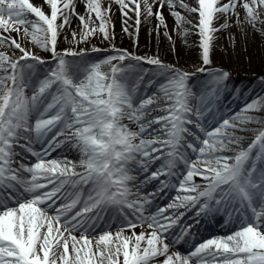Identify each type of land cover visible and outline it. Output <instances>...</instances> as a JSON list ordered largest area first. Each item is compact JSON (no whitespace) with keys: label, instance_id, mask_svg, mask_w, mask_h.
<instances>
[{"label":"snow or ice","instance_id":"obj_1","mask_svg":"<svg viewBox=\"0 0 264 264\" xmlns=\"http://www.w3.org/2000/svg\"><path fill=\"white\" fill-rule=\"evenodd\" d=\"M113 3L125 18V32L129 13H134L137 35L141 4L145 18L153 16L154 5L159 9L166 5L184 35L189 32L184 25L192 21L176 8L198 16L192 27L204 66L211 64L214 34L229 26L225 20L215 27L214 21L231 13L236 23H243L236 12L241 6L247 23H264L259 14L264 0H195V6L185 0H109L107 5L104 0H85V14L76 12L75 0H43L42 6L30 0H0V48L12 52L0 51V264H154L160 257V264H264V129L247 148H234L243 139L236 133L247 130L242 125L260 122L247 113L260 111L264 103L255 100L242 114L209 130L201 123L203 109L189 103L188 72L114 45V55L90 64L69 59L83 57L84 49L57 50L72 16L79 21V32H71L76 43L98 35L114 38ZM155 16L157 29H167L162 11ZM25 39L50 53L54 63L36 83V65L49 62L24 46ZM129 60L171 74L160 86L161 97H137V86L127 83ZM197 71L207 72L216 83L229 76L203 66ZM28 89L31 96L26 95ZM155 109L164 115L149 119L147 113ZM125 119L138 130L124 124ZM189 125L202 136L191 132ZM63 146L76 149L78 161L49 158ZM17 149L34 162L21 158ZM141 172L147 174L143 183L159 181L160 192L170 186L171 178L177 180L171 185L177 192L173 201L149 215L145 209L155 193L141 196L132 187L138 179L133 173ZM193 209L196 217L226 211V224L235 214L238 227L194 245L186 255L170 254V244L191 235V225L172 240L169 230ZM109 210L122 217L119 226L112 230L117 218L112 217L107 230L97 231ZM138 227L143 230L137 234Z\"/></svg>","mask_w":264,"mask_h":264},{"label":"bare ground","instance_id":"obj_2","mask_svg":"<svg viewBox=\"0 0 264 264\" xmlns=\"http://www.w3.org/2000/svg\"><path fill=\"white\" fill-rule=\"evenodd\" d=\"M31 2V1H30ZM109 0H104L105 5H107ZM151 2V0H149ZM223 2H226V0H223ZM36 6H42L43 0H36L35 2H31ZM76 3V12L79 14H85V0H75ZM185 3H188L190 6H195V0H185ZM45 7V11H47V7ZM143 4H141L142 9V15H141V25L139 29V33L137 35L136 33V27H135V15L134 13L130 12L129 16L131 19L127 21V27L128 32L124 31L125 18L122 16L119 5L112 4V25L114 27L112 30L114 31V43L113 45H116L117 47H123L127 48L128 52L135 55H144L145 57H158L161 62L164 65H169L171 68L179 69L183 72H189L190 78L188 80V88L191 91L192 95L189 98V102H191V106L193 108H201L204 111V117L201 121L205 120H211L218 122L225 119L228 114L232 117L235 114L241 113L242 109L245 108V106L249 103H252L255 100H261L260 97H256L258 91L255 90H244L240 91L242 95H240V98H234L235 104L237 106H240V110L238 112H234L230 105L228 107V101L231 98L229 95L232 93L233 89L234 92L238 91L240 88L238 87H231L226 86L224 88V92L222 96L219 98H215V100H211L208 102L209 98H202L198 93L201 91L200 87L198 86L197 81L191 79L192 73L197 72V69L200 67H207L211 69H218L217 63L211 61V64L208 66L202 65V58H201V49L199 48V37L195 32V29H193L192 25L198 22V16L195 14L187 13L185 10L177 7L176 10L180 11L182 15H184L188 20L192 21V24H185L184 27L189 29V32L187 35H184L182 32V29L176 27V23L174 20V17L170 15V9L165 5L163 9H159L158 5L153 6V16L145 18V15L143 14ZM162 11L165 21L167 23V29L164 27H159L157 29V25L159 24V21L157 20L155 13L157 11ZM236 12L239 14V18L243 23H236L237 17L231 13L227 14L226 16H221L219 20L214 21V26L219 27L220 24L224 23L225 20L228 22V27L221 29L220 31L216 32L214 34V40L212 43V47L221 45V46H228L231 45L234 40L233 37H236L237 43L239 41H245L247 45H251L256 43L255 39H249L251 38L257 31H259V28L253 26L250 23L246 22V12L241 6H237ZM34 18V17H30ZM79 21L75 16L71 17V26L66 27L63 32L60 35V38L58 40L57 47H68V45H76L77 47H85L83 43H76L72 40L71 32L77 31L79 32ZM235 31V32H234ZM165 32L168 33V35H165ZM252 35V36H251ZM257 35V34H255ZM254 35V37H255ZM14 36H17V34ZM168 36H171V39L168 38ZM67 37V38H66ZM257 37V36H256ZM92 41L95 43L101 41V36H95L91 38ZM22 44H27V48H29L34 54L36 55H42L44 54V50L39 48L36 45H33L30 43L29 40L25 39ZM212 50V48H211ZM2 51H7L6 49H2ZM8 52V51H7ZM19 52V51H18ZM211 57V53H210ZM105 59V58H104ZM78 63L77 61H75ZM151 65V64H150ZM53 67V66H50ZM105 70H107V66H105ZM219 70V69H218ZM171 74L168 72H165L162 69L157 68L154 65H151L150 67H143L137 63H132L131 67L128 72V79L127 83L131 87L133 85L137 86L139 89L140 86H145L147 89V92L143 90H138L136 95L138 98L140 97H147V96H153L161 97L162 93L159 91L160 86L166 82V79ZM204 78L205 82L200 83L199 85H203V87H207V84L212 86L213 84H216L214 82V78L207 74V72H204ZM207 79V80H206ZM212 84V85H211ZM217 86L220 87V89L223 87L222 83H217ZM232 90V91H231ZM239 92V93H240ZM157 103H163V100L158 99ZM216 103L217 105L215 106ZM241 104V105H240ZM224 105V106H223ZM154 107V106H153ZM242 107V109H241ZM156 111L161 112L159 109H156ZM153 112V110H152ZM247 115L254 114L252 112L247 113ZM147 117L149 119L153 118L151 116V111L147 113ZM229 119V117L227 118ZM33 120L31 122L33 123ZM207 122V121H206ZM124 124L128 125L129 128L132 130H138L137 125L125 119L123 121ZM219 123V122H218ZM158 128L159 126H154ZM245 131H238L236 134L239 136H242L243 139L240 141V144L238 146H234L235 150H240L241 148H247L249 144L253 141L255 136L258 134V131L261 130L264 126L262 124H259L257 122H248L244 125ZM151 132V129L149 130ZM37 149L40 148V145H35ZM20 153H24L23 149H17ZM51 154H54L52 158H61L66 156L70 160L78 161L79 159V153L76 149L71 148L70 146H63L55 151H53ZM56 154V155H55ZM229 155H233L234 153L230 152ZM31 157V156H30ZM32 162L34 161L33 158ZM160 166V165H159ZM138 176V179L134 182H132L133 191H138L143 195H146L148 192H152L149 188H160L158 185V181L153 180L149 181L148 183H143L144 181V174L136 173ZM177 195V192L175 191V188L172 187L168 190L165 189L163 192L158 191L155 192L153 203L154 206H166L169 203L173 201V198ZM230 209H228L229 211ZM172 211V210H170ZM231 211V210H230ZM195 213L196 210L193 209L186 213V215L181 218L180 222L175 225L169 232L173 234L180 232V230L189 222V213ZM147 215V214H145ZM112 217H117L115 220V224H118L120 222V217L115 215V212L112 210H109V212L105 215V220L99 222L97 231H103L107 230L108 224L113 223ZM199 219L198 224L192 227V232L195 233V236L191 242L190 245L195 243V240H199L200 238H204V240H207L209 238L216 237L219 234H213V233H223V230L231 226L232 224L238 223L237 217L235 214H233L232 222L229 224H226L225 221L228 220L227 212L220 211V212H214L209 215H202L200 217H196ZM196 219V220H197ZM115 231V230H114ZM148 231H151L150 229ZM138 234V233H137ZM190 239H188L187 242H189ZM200 242V240L198 241ZM178 247L182 246V249H186L187 246H190L189 244H176ZM188 250V249H187ZM178 252L174 250L170 246V254ZM180 253V252H179ZM181 254V253H180ZM187 254V253H186ZM183 255V254H181ZM163 260V257L158 258L154 264H160V261Z\"/></svg>","mask_w":264,"mask_h":264},{"label":"rangeland","instance_id":"obj_3","mask_svg":"<svg viewBox=\"0 0 264 264\" xmlns=\"http://www.w3.org/2000/svg\"><path fill=\"white\" fill-rule=\"evenodd\" d=\"M30 1L35 2L36 0H30ZM226 2H227V0H226ZM259 14H260L261 20H264V8L259 9ZM30 17L31 16H29V19H34V18H30ZM256 27L259 28V31H257L255 33L257 35L254 34L255 37H254V35L253 36L251 35L252 37L249 38L252 40L253 39L256 40V43L252 44V46L247 45L245 43V41H239V43H237V41H236L237 39L234 36L233 37L234 42L231 45L221 46L219 44L217 46L212 47V50L210 52L211 53L210 60L217 63V68L219 70L226 71L229 73V76L227 77V79L220 82L223 85V87L221 89H220V87L217 86V83L213 84V85L211 84L212 86L207 84V87H203V85H199L200 83L205 82L204 72L202 73V72L197 71L195 73H192L191 79L197 81L198 86L200 87V90H201L198 94L202 98H209L208 102L211 101L212 99L215 100V98H219L220 96H222V94L224 92V88L226 86H231L234 88L235 87L240 88L237 92L236 91L234 92V89H233V91L231 90L232 93L229 95V97H227V98H231L230 96H232V98L230 100H233V101L232 102L228 101L229 102L228 107L230 105V108L234 112H238L240 110V106H237L235 104V101H234V98H240V95H242L240 91H244L247 89L248 90L257 89L258 93H257L256 97L257 96L260 97V99H261L260 101L262 103H264V23L257 22L255 24V28ZM111 31L114 33V31L112 29H111ZM14 34L16 35V33H12L13 36H14ZM113 39L114 38H111L109 40H104L101 37V41L100 42L97 41V43H95L90 38L87 43H83V45L85 47H77L76 45H68V47H66V46L65 47H59L58 46L57 50L63 51L64 49H75V50L84 49L85 55L83 57H76V58H69V59L77 61L78 63H81V61H83L85 63L90 64L93 62H98L99 60H102L109 55L115 54L112 51L113 43L115 41V39H114V41H113ZM23 42L24 41H22V43ZM27 44L28 43L23 44V45L27 46ZM114 46L116 49H119V50H128L127 48L117 47L116 45H114ZM93 48L100 49V51H93ZM2 49H6L10 55L12 54L11 50L8 49L7 47L0 48V51H2ZM19 55H20V53L18 52V50H16L15 56H19ZM37 56L41 57L45 61H48L49 63L43 64V65H36V67L34 69L35 75L33 76V83H36L38 81V79H42L44 77V75L46 74L47 70L50 68V66L54 67V63L52 62V57H51L50 53L44 51V54H42V55L40 54ZM139 56L145 57L144 55H139ZM132 63H137L143 67H150L151 66L150 64L143 62V61H139V62L138 61H131V60L125 61L126 65H131ZM168 66H170V64ZM189 74H191V73H189ZM140 87H142L141 89L143 91L147 92V89L145 88V86H140ZM31 94H32V90L28 89L26 95L31 96ZM189 103L191 104V102H189ZM214 104H215V106L217 105L216 103H214ZM241 109H242V107H241ZM252 113L254 114V117L256 118V120L260 121L259 124H262L264 126V108H262L258 112L252 111ZM160 115H164V113H160L159 111H156V109L153 110V112L151 110V116L152 117H156V116H160ZM228 117L230 118L231 116L228 114V116L225 119H227ZM193 119H195V117H193ZM218 122H220V121H218ZM218 122H216V123H215V121L211 122V120H209V121L205 120V122L201 121V123L206 128H208L209 130L212 127L218 125ZM33 123H34V120H33ZM188 127L190 128L191 132L202 136V133H200L199 130L197 128H195L194 125H189ZM262 129H264V127ZM187 139L191 140V139H193V137L189 136ZM53 155L54 154H51L50 157H53ZM21 158L32 161V159H30L32 157H30L29 154H27V153H22ZM161 163H163L162 160L157 161L156 163L151 165L149 168V172L154 171L157 167H159V165ZM77 171H80V169H77ZM177 171H179V169ZM133 174L136 175V173H133ZM143 174H144L143 177H145V175H147L145 173H143ZM161 179H165V177H161ZM176 183H177L176 178H171L170 179V186L167 187L168 190L172 188L171 185H175ZM197 183H203V181H201L199 178H197ZM158 185H160V183H158ZM149 189H151L152 192H148L147 194H151V193H155V192L157 193L159 191V188L152 187ZM141 196H144V195L141 194ZM150 199L152 201L154 199V197L150 196ZM166 206H157V208L166 207ZM156 209L152 210V212H151V211L147 210V208H146L145 213H154L156 211ZM189 216L190 217L187 219H190V220L186 224V226L191 225V230H192V227L195 226L196 224H198L197 221H199V219L196 218V215L193 212L189 213ZM184 225H185V223H184ZM118 226H119V224L116 227H114L113 231L116 230V228ZM236 227H238V226L233 225L230 228H226L225 229L226 235L229 234L231 231H233ZM137 229H140V228L138 227ZM192 231H191V235L185 237V240L183 241V243H186L189 245L191 244V242L195 236V233ZM179 233L180 232L173 234V239ZM126 234L131 235V230H128L126 232ZM167 235H168L169 240H172V238L170 237V235H172V234L168 233ZM219 236H222V235H219ZM188 239H190L189 242H187ZM196 244H198V242H195L192 245H190L189 249L187 251H190L192 249V247ZM170 246L173 247L174 250H176L182 254H185L187 252L185 250L183 251L182 249H180L179 247H177L175 245L170 244Z\"/></svg>","mask_w":264,"mask_h":264}]
</instances>
